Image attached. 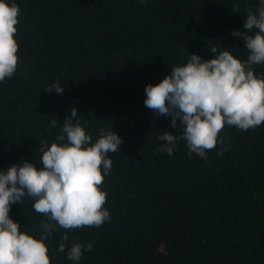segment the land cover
<instances>
[{
    "label": "trees",
    "instance_id": "16d2710c",
    "mask_svg": "<svg viewBox=\"0 0 264 264\" xmlns=\"http://www.w3.org/2000/svg\"><path fill=\"white\" fill-rule=\"evenodd\" d=\"M0 264H264V0H0Z\"/></svg>",
    "mask_w": 264,
    "mask_h": 264
}]
</instances>
